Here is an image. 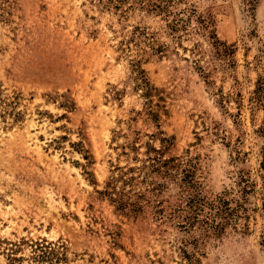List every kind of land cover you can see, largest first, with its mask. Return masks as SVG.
I'll use <instances>...</instances> for the list:
<instances>
[{
    "label": "rangeland",
    "instance_id": "rangeland-1",
    "mask_svg": "<svg viewBox=\"0 0 264 264\" xmlns=\"http://www.w3.org/2000/svg\"><path fill=\"white\" fill-rule=\"evenodd\" d=\"M185 253L264 264V0H0V264Z\"/></svg>",
    "mask_w": 264,
    "mask_h": 264
},
{
    "label": "trees",
    "instance_id": "trees-1",
    "mask_svg": "<svg viewBox=\"0 0 264 264\" xmlns=\"http://www.w3.org/2000/svg\"><path fill=\"white\" fill-rule=\"evenodd\" d=\"M228 48L231 50V52L234 51L233 48H231V47H228ZM141 72H143V70H141ZM143 82L146 84L144 88H145V92H146L145 94L147 95V94H149L151 92V88L148 86L149 81L146 79V77H144L143 78ZM185 256L187 258V263H183V264H200L198 259H194L188 253H185Z\"/></svg>",
    "mask_w": 264,
    "mask_h": 264
}]
</instances>
